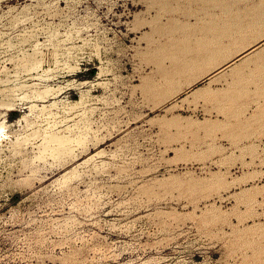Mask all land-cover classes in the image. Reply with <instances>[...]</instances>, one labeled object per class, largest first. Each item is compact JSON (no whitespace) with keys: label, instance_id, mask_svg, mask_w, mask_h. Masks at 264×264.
<instances>
[{"label":"rangeland","instance_id":"1","mask_svg":"<svg viewBox=\"0 0 264 264\" xmlns=\"http://www.w3.org/2000/svg\"><path fill=\"white\" fill-rule=\"evenodd\" d=\"M1 121L0 264H264V0H0Z\"/></svg>","mask_w":264,"mask_h":264},{"label":"crops","instance_id":"2","mask_svg":"<svg viewBox=\"0 0 264 264\" xmlns=\"http://www.w3.org/2000/svg\"><path fill=\"white\" fill-rule=\"evenodd\" d=\"M258 42L253 43L251 45H247L244 48H242L240 51H238L237 52V60H240V59L243 60L246 57H248L251 53H253L255 50H257L259 48ZM235 66L242 67V64H239L238 65L237 62H236ZM220 73L221 72H219V70L216 71V72L213 71L207 77L208 78L207 84H205L204 87H207L209 90H211V92L213 94H220L223 91L226 92L227 98L224 101L227 102V103L228 102H233V103L237 104V102H239V103L245 105V107H242L241 108L242 114L239 115V118L240 119H248V114L247 113L252 110V108H253L252 107V103H254V102L256 103L257 102V97L256 96L255 97H252V94L249 93L248 95H246V98L245 99H242L240 101H237V94H230L228 92V91H230V89H229V87H228L227 84L225 86H223V87L222 86L215 87L214 86V83H215L214 79H215V77L217 78L216 75L217 74L219 75ZM242 116H243V118H242ZM249 116L251 117V114ZM218 118L221 119V116L219 115ZM227 118H229L231 120L237 119L234 115L228 116ZM223 125H225V126H234V127H236L237 125H254V126H257V123H253V124H250V123H248V124L247 123L246 124H242V123H240V124H238L237 122L234 121V122H226ZM232 140L233 141H237V139H232Z\"/></svg>","mask_w":264,"mask_h":264},{"label":"bare ground","instance_id":"3","mask_svg":"<svg viewBox=\"0 0 264 264\" xmlns=\"http://www.w3.org/2000/svg\"><path fill=\"white\" fill-rule=\"evenodd\" d=\"M5 126H6V124L3 122V121H1L0 122V140L3 138V132H5L4 131V128H5Z\"/></svg>","mask_w":264,"mask_h":264},{"label":"trees","instance_id":"4","mask_svg":"<svg viewBox=\"0 0 264 264\" xmlns=\"http://www.w3.org/2000/svg\"><path fill=\"white\" fill-rule=\"evenodd\" d=\"M92 71H95V69H93Z\"/></svg>","mask_w":264,"mask_h":264}]
</instances>
